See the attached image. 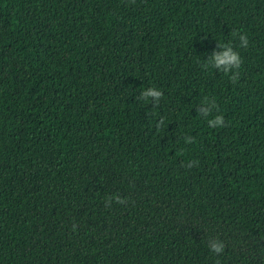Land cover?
<instances>
[{"label": "trees", "instance_id": "obj_1", "mask_svg": "<svg viewBox=\"0 0 264 264\" xmlns=\"http://www.w3.org/2000/svg\"><path fill=\"white\" fill-rule=\"evenodd\" d=\"M217 261L264 264V0H0V264Z\"/></svg>", "mask_w": 264, "mask_h": 264}, {"label": "clouds", "instance_id": "obj_2", "mask_svg": "<svg viewBox=\"0 0 264 264\" xmlns=\"http://www.w3.org/2000/svg\"><path fill=\"white\" fill-rule=\"evenodd\" d=\"M239 36V47L246 49L249 44L248 36L247 34H239L237 32H233L232 36L236 37ZM217 47L222 49L220 52H214L213 55L208 60V63L204 65L205 68H208L211 66L215 69H220L221 72H223L225 75H230V80L232 83H236L239 79V69L241 68V65L243 63L242 58L238 51L234 50L233 46L230 43L226 44H217ZM140 96L137 97V99L147 102L151 100L154 101V105H158L159 101L161 100L163 93L161 90L150 87L142 90L140 92ZM216 109V102L214 99L210 100L209 98L205 97L204 101L201 103V108L199 110V114L201 117L205 118L208 126L210 128H219L224 126V117L222 115H216L213 118H210L212 116V113ZM164 124V120L161 119L159 123L156 125V127L159 129ZM186 144L194 143V139L191 136H188L185 141ZM198 162L197 161H189L185 166L187 168H192L196 166ZM115 202L117 204H125L127 203L126 199H122L119 194L114 196L105 197V207H109L112 202ZM75 225L73 226L75 230ZM209 248L210 250L220 255L225 250L224 243L219 239H212L209 240ZM217 264H220L219 261H217Z\"/></svg>", "mask_w": 264, "mask_h": 264}]
</instances>
